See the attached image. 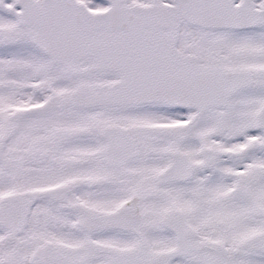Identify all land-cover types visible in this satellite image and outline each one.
Listing matches in <instances>:
<instances>
[{"label": "snow or ice", "instance_id": "6c2138e0", "mask_svg": "<svg viewBox=\"0 0 264 264\" xmlns=\"http://www.w3.org/2000/svg\"><path fill=\"white\" fill-rule=\"evenodd\" d=\"M0 264H264V0H0Z\"/></svg>", "mask_w": 264, "mask_h": 264}]
</instances>
